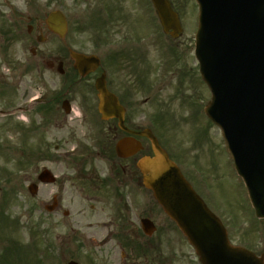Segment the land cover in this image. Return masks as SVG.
<instances>
[{
	"label": "flooded vegetation",
	"instance_id": "af4514ba",
	"mask_svg": "<svg viewBox=\"0 0 264 264\" xmlns=\"http://www.w3.org/2000/svg\"><path fill=\"white\" fill-rule=\"evenodd\" d=\"M110 1L122 3V0ZM10 2L15 7H12ZM10 2L0 0V7H3L0 19L6 17L8 9L13 10L16 17L22 16L18 7L20 0ZM146 7L147 12H144L141 27L125 28L126 34L123 33L122 20L117 14L112 15L100 32V47L96 46L99 49L94 51L92 35L96 27L89 19L88 51L91 54L98 51L101 66L85 78H80L73 63L65 60V56L59 55L63 60L59 59L58 62H63L65 73L68 74L63 78L62 91L54 93L50 99L56 102V107L52 104L46 108L36 107L34 112L37 118L41 114L43 119V113L59 111L60 93L67 96L64 99L69 101V109H62L64 113L60 114V118L56 119L53 125L59 127L62 132L60 141L54 147V154H45L41 148L43 134L38 120H35L36 160H61L66 165L67 171L62 173L63 179L57 174L59 179L53 194L57 202L53 211V233L59 245L68 244L73 248L71 259L85 264H172L169 222L157 208L152 192L144 186L142 174L137 166L142 156L139 154L144 149L126 158L116 154V144L122 138L134 136L142 141L145 139L123 131L117 119H101L95 87L97 78L105 73L108 90L114 93L125 107L127 127L135 132L146 128L139 123V97L150 100L151 93L155 90L154 38L151 28L153 14L151 6ZM35 18L39 20V16ZM38 27L40 32L43 31L42 25ZM0 35V60L14 68L13 76L0 75L1 133L4 126L2 124L11 122V116L17 112H26V108H22L21 104L23 101L25 104L28 102L30 90L22 55L19 53V56L13 59L7 55V47L11 46V29L0 32ZM6 36H9L7 41ZM124 46H127V49L124 50ZM32 49L36 56L37 49ZM54 62L56 61H53V66ZM31 89H42V83L35 82ZM40 94L41 99L35 103L36 106L44 101L43 92L40 91ZM23 118L16 117L14 123L21 131L23 127L28 126ZM64 147L70 149L65 151ZM41 168L45 169L44 166ZM65 185L69 195L67 202L64 195ZM152 222L156 226L153 234L148 232ZM77 249L85 250L87 254L78 256L75 253Z\"/></svg>",
	"mask_w": 264,
	"mask_h": 264
},
{
	"label": "rangeland",
	"instance_id": "374dc122",
	"mask_svg": "<svg viewBox=\"0 0 264 264\" xmlns=\"http://www.w3.org/2000/svg\"><path fill=\"white\" fill-rule=\"evenodd\" d=\"M174 1L179 3L181 12L185 10L187 14L191 13L192 17L196 18L198 9L194 0H186L185 5L180 3L185 0ZM97 2L101 3L100 0H21L19 5L20 11L23 13L21 19L16 17V20L15 17L9 15L12 19L10 21L11 25L14 27L16 24L21 26L18 29L21 34L18 33L17 38L9 44L11 46L7 47L9 49L7 55L13 59L17 55L19 56L20 53L28 61L25 62L23 59L24 63L27 64V86L30 90L28 97L38 94L39 91L32 90L30 86L34 87L35 82L40 79L42 90L47 96H45L44 103L38 109L41 107L46 108L47 104H52L56 107V102L50 99L54 93L61 91L63 86L64 77L57 73L56 69H48L46 63L58 58L57 47L59 45L62 46L67 43L78 51H85L88 38L83 27L85 22L89 20L87 17L88 12L91 14V6L93 10H96L97 5L100 8L101 4ZM120 6H124L126 10H131L134 22L137 24L138 15L140 14L138 5L133 0H122ZM2 9L3 7H0V12ZM55 9H61L66 14L71 27V31L62 41L56 39L45 25L46 16ZM9 13V10H7V14ZM25 16L33 17L32 21L29 22ZM34 16H40L39 20H34ZM1 23H5L4 19H0V25ZM31 23L33 24V31L28 34L27 25ZM39 25H42V32L46 37L43 43L36 42V37L40 32L38 30ZM0 28L2 27L0 26ZM123 33L126 34L124 27ZM190 42L192 41L187 33H184L183 38L179 41L180 44L187 43L189 45L188 59L192 58ZM156 46L159 48L158 45ZM31 47L37 48L36 56L31 55ZM154 56L156 59L157 56L155 54ZM168 62L171 63L172 60L168 59ZM36 67H38V71ZM0 69L3 71L2 75L6 77H11L14 74L12 68H10V74H7L5 69H8V66L5 69L1 66ZM196 79L197 76L194 72L188 76V80L193 84ZM193 87L192 98H190L189 92H186V95L184 94L183 96L182 92L175 94L173 86L167 90L165 89L164 93L157 94L154 103L141 106L139 121L144 124H151L154 121L157 124V127H155L157 135L161 138L164 146L178 157L173 156L181 159H178L181 162V166L186 168V171L191 169L197 176L199 174L203 176V179L209 184L207 185L211 190H208V188L207 190L211 196L208 195L206 190L207 195L202 192L209 198L215 209L223 215L225 223L229 224L234 242L249 247L258 253L263 252L264 238H261L259 230L264 232V227L254 218L248 203L245 187L234 170L232 160L219 135L218 129L204 115L203 107L210 99L209 90L204 83L202 90L199 86ZM184 90L187 91V83ZM197 93L200 94L198 100L196 98ZM58 106L59 111L53 110L49 114L43 113V119L41 114L37 118L34 114L37 108H32L28 114V127L24 130L26 133L23 131L22 138L20 133L16 135L14 131L4 134L7 140L13 137L11 140L13 143L11 144L15 151L14 155L13 149L4 148V145L10 142L5 140L4 145L0 142L3 145L2 150H0V206L7 200V206L5 207V212H3L6 220L4 221L5 223H0V256L4 246H11L15 241L22 243V251L19 250V258L16 252L17 258L15 256L10 257L11 264H65V262L70 260V251L73 252V248L61 244L60 251L63 255L59 256L55 253V248L51 246L52 244L55 247L57 246L53 238V218L55 215H46L41 209L44 204L52 202V195L56 191V187L44 185L36 197H32L27 190L30 182H36L42 166L49 167L61 178L63 177L62 173L67 171L65 163L61 160L53 162L50 159L49 161L40 162L36 160L33 154V151L36 152L37 140L34 133H32L34 129L31 130L33 128L31 126L34 125L33 122L35 120H38L40 131L43 134V143L40 142L41 148L45 151L47 150L50 154L55 153L54 147L60 141L62 132L59 127H53V125L56 123V119L60 118V114L64 113L61 102ZM161 109L163 111L167 110L161 112L164 113L162 118L156 115ZM12 122H16V118ZM20 143L27 148L24 157H20ZM69 149L70 147H64L65 151ZM6 173L7 175L10 174V178L6 177ZM65 180L67 181V178ZM67 189L68 187L65 185L64 195L66 202L69 196ZM20 204L23 205L22 208L17 206ZM19 217H21V224L14 223ZM40 218L44 224L43 227H39L41 232L39 235L37 224ZM15 224L19 228L17 231ZM171 228L173 241L172 264H199L193 255V250L186 243L182 234L174 225ZM64 248L65 250H62ZM179 248L183 250V253H178ZM75 253L82 255L83 251L77 249Z\"/></svg>",
	"mask_w": 264,
	"mask_h": 264
},
{
	"label": "water",
	"instance_id": "95a60500",
	"mask_svg": "<svg viewBox=\"0 0 264 264\" xmlns=\"http://www.w3.org/2000/svg\"><path fill=\"white\" fill-rule=\"evenodd\" d=\"M153 1L164 27L176 31L178 20L169 1ZM200 1L204 3L205 19L201 27L199 57L204 80L213 92V100L206 113L226 131L228 139L232 138L239 172L244 176L257 212L261 215L264 214V204L259 189L264 187V181L257 172L252 174L249 165L256 161L263 142L260 135L249 132V123L256 122V128L264 134V0H238L236 7H229V10L235 11L237 20L252 21L251 35L230 34L241 36L237 38L226 36L223 28V13L229 0ZM47 24L54 33L65 36L67 22L61 12H52ZM223 35L226 37L223 38ZM71 55L82 75L89 72L92 66L99 65L95 57L75 52ZM97 89L103 117H119L122 124V107L107 91L102 79L97 81ZM141 134L151 139L154 151L153 158L145 157L139 164L145 184L153 189L165 211L196 248L200 261L203 264H264L263 258L229 243L222 224L185 181L157 139L149 131ZM139 149L141 144L133 140L125 139L117 145L121 156ZM44 176L52 181L48 172ZM36 189L35 185L30 186L31 192L35 193Z\"/></svg>",
	"mask_w": 264,
	"mask_h": 264
}]
</instances>
